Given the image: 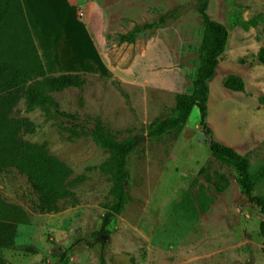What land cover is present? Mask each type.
Returning <instances> with one entry per match:
<instances>
[{
    "label": "rangeland",
    "instance_id": "1",
    "mask_svg": "<svg viewBox=\"0 0 264 264\" xmlns=\"http://www.w3.org/2000/svg\"><path fill=\"white\" fill-rule=\"evenodd\" d=\"M26 1L49 68L87 78L80 88L53 93L61 110L91 126L99 118L115 140L135 139L136 147L127 156L124 206L104 231L121 183L113 154L91 133L71 135L21 98L9 116L28 119L32 130L21 137L46 142L72 168L77 201L39 212L26 175L0 171L1 196L29 216L15 245L0 248L5 264H101L102 255L107 264H264L263 215L232 168L213 157L198 107L182 128L149 135L158 119L176 113L177 94L193 90L203 36L199 0ZM50 11L64 20L50 23ZM209 13L229 39L210 81L207 121L218 141L249 159L255 192L264 198V0H210ZM145 23L157 25L134 43L118 42V34ZM231 74L244 80V91L225 86Z\"/></svg>",
    "mask_w": 264,
    "mask_h": 264
},
{
    "label": "trees",
    "instance_id": "2",
    "mask_svg": "<svg viewBox=\"0 0 264 264\" xmlns=\"http://www.w3.org/2000/svg\"><path fill=\"white\" fill-rule=\"evenodd\" d=\"M209 3L210 0H199L197 8L203 25V36L193 90L191 93L177 94L176 113L158 119L149 135H161L170 129L182 128L193 108L198 107L200 124L213 157L232 168L240 191L263 215L260 232L264 255V198L255 192V182L249 170L250 161L232 146L218 141L207 121L210 81L216 74L219 58L224 53L229 39L228 28L210 15ZM177 11L178 9H174L163 14L161 22L165 23L169 15ZM248 23L256 24L255 20ZM156 25L157 23L135 25L127 33L118 34V42L134 43L140 32L152 29ZM258 57L264 64V47L260 49ZM86 82L85 75L78 72L57 75L48 73L31 31L23 1L0 0V171L15 168L26 175L38 196L39 212H56L60 209L61 203L77 201L73 189L75 181L72 180V168L57 156L50 154L46 142L36 144L21 137L20 132L23 129L32 130V124L28 119L9 116L21 98L25 97L30 103V108L37 105L46 109L54 119L59 120L63 128L70 131L71 135L78 136L81 132H89L113 154L121 183L115 192L113 212H108L104 217V230L124 206L127 189L123 181L128 178L127 156L135 149L136 140H115L108 134L101 119L97 118L91 126L80 121L77 115L61 110V105L53 93L62 92L70 87L80 88ZM225 86L234 91L245 90L244 80L235 74L227 77ZM215 186L219 191L224 190L217 182ZM27 222H29L27 212L19 205L7 202L0 194V248L13 247L18 225ZM0 264H5L2 257ZM101 264H107L104 255L101 256Z\"/></svg>",
    "mask_w": 264,
    "mask_h": 264
},
{
    "label": "crops",
    "instance_id": "3",
    "mask_svg": "<svg viewBox=\"0 0 264 264\" xmlns=\"http://www.w3.org/2000/svg\"><path fill=\"white\" fill-rule=\"evenodd\" d=\"M23 1V4H24V8H25V12H26V16H27V19H28V22H29V25H30V28H31V31H32V33H33V21H32V16H31V14H30V7H29V3H27V1L26 0H22ZM50 2V5L52 6V3H51V0L49 1ZM62 17V14L60 15V13H57V14H55V16H53V12H51L50 11V14L48 15V19H50V23H52V21L53 20H55L56 22H60L63 18H61ZM64 20V19H63ZM38 46V45H37ZM38 48H39V46H38ZM39 51H40V54H41V56H42V59H43V61H44V64H45V67H46V69H47V71H48V73H50V74H54V75H57V74H61L62 72L63 73H67V72H64V71H60V69H57V68H55V69H51V68H49V65H48V63H47V61H46V58H45V56H44V51L41 49V48H39ZM47 60H48V57H47ZM49 64H51V63H49Z\"/></svg>",
    "mask_w": 264,
    "mask_h": 264
},
{
    "label": "water",
    "instance_id": "4",
    "mask_svg": "<svg viewBox=\"0 0 264 264\" xmlns=\"http://www.w3.org/2000/svg\"><path fill=\"white\" fill-rule=\"evenodd\" d=\"M202 138L205 139V135H202Z\"/></svg>",
    "mask_w": 264,
    "mask_h": 264
}]
</instances>
